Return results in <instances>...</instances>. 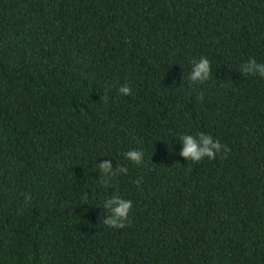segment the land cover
Returning <instances> with one entry per match:
<instances>
[{"label": "trees", "instance_id": "16d2710c", "mask_svg": "<svg viewBox=\"0 0 264 264\" xmlns=\"http://www.w3.org/2000/svg\"><path fill=\"white\" fill-rule=\"evenodd\" d=\"M253 58L264 0H0V264H264ZM199 132L230 151L187 160ZM105 161L127 173L102 184ZM115 194L124 228L103 224Z\"/></svg>", "mask_w": 264, "mask_h": 264}, {"label": "clouds", "instance_id": "9594fccd", "mask_svg": "<svg viewBox=\"0 0 264 264\" xmlns=\"http://www.w3.org/2000/svg\"><path fill=\"white\" fill-rule=\"evenodd\" d=\"M240 71L244 74L259 75L264 77V63L257 62L256 59H250L245 63ZM211 63L207 57H201L198 61H192V70L189 74V80L193 83H204L210 77ZM119 92L122 95L131 94L130 86L124 85L119 88ZM101 99L107 101L108 97L105 95ZM198 99H203V92L200 93ZM183 141V149L180 155L199 162L203 158L208 157L215 159L216 154L223 152L226 156L230 148L227 145H221L219 140H213L211 135H206L203 132H199L196 135L184 134L180 138ZM125 156L130 161L141 164L143 162L144 153L139 150H130L125 153ZM222 158H224L222 156ZM100 173H102L101 183L108 184L111 178L117 176L119 173H127L126 167H116L113 169L111 161H105L98 165ZM141 179L134 181L137 186L140 185ZM27 199H31L30 196ZM133 203L131 200H126L120 195L115 194L111 198L107 199L104 208L109 211V215L104 219L103 224L113 228H124L130 225L129 213L132 210Z\"/></svg>", "mask_w": 264, "mask_h": 264}]
</instances>
